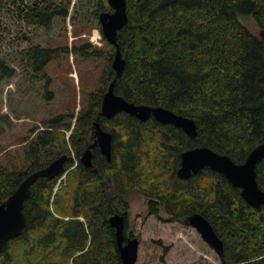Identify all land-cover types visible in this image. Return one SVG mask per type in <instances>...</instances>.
I'll use <instances>...</instances> for the list:
<instances>
[{
    "label": "trees",
    "instance_id": "1",
    "mask_svg": "<svg viewBox=\"0 0 264 264\" xmlns=\"http://www.w3.org/2000/svg\"><path fill=\"white\" fill-rule=\"evenodd\" d=\"M7 2L0 0V8ZM126 2L129 21L117 40L125 69L115 93L136 105L160 106L192 118L198 136L191 138L153 117L147 122L127 113L103 117V97L116 76L112 62L117 50L103 36L109 52L101 88L77 116L73 112L45 120L20 168L0 164L4 203L30 174L68 156L63 174L41 177L32 185L24 203L27 228L8 242L0 264H122L109 219L129 212L130 192L145 196L148 214L158 219L165 211L169 222L185 224L191 215L202 214L224 242L223 264H264V205L250 206L241 189L212 169L187 181L177 175L187 150L209 147L241 164L264 144V35H255L240 21L251 16L264 31V0ZM19 10L28 27L48 32L58 18L70 15L68 3L49 0H35ZM90 46L80 48L83 56ZM62 52L40 46L21 52L33 81H47L49 100L53 92L47 89L51 79L46 68ZM14 75L0 58V82ZM1 121L8 122V116H0ZM96 121L113 134V153L108 161L96 150L94 166L88 169L81 156ZM256 172L264 190V158ZM108 187L115 198L108 196Z\"/></svg>",
    "mask_w": 264,
    "mask_h": 264
},
{
    "label": "rangeland",
    "instance_id": "2",
    "mask_svg": "<svg viewBox=\"0 0 264 264\" xmlns=\"http://www.w3.org/2000/svg\"><path fill=\"white\" fill-rule=\"evenodd\" d=\"M49 1L70 5L69 17L58 18L50 32L28 27L19 18V8L32 5L35 0H8L6 7L0 8V58L15 70L13 78L0 82V116L9 119L0 122L3 129L0 164L11 168L24 164L25 150L45 128V120L61 114H79L90 96L101 88L108 64L109 47L99 21L102 12H112L108 0ZM240 21L252 33L262 36L263 30L253 17L242 16ZM86 44L91 46L87 56H83L80 48ZM32 46L63 51L46 68L51 79L47 89L53 92L50 100L47 81H33L24 68L21 52ZM126 200L129 206L126 234L140 241L136 264H223L193 227L169 222L165 211H161V219L150 216L148 200L138 192H130Z\"/></svg>",
    "mask_w": 264,
    "mask_h": 264
},
{
    "label": "water",
    "instance_id": "3",
    "mask_svg": "<svg viewBox=\"0 0 264 264\" xmlns=\"http://www.w3.org/2000/svg\"><path fill=\"white\" fill-rule=\"evenodd\" d=\"M112 12H102L99 16L103 36L117 50L112 62V68L116 73L115 80L110 84L102 101L101 114L110 120L120 113H127L135 116L141 122H147L152 117L162 124L174 125L182 129L189 137L198 136V128L192 118L176 114L175 112L160 106L136 105L117 95L114 86L125 69V60L122 57L118 45V33L128 24L126 0H108ZM264 35V31L262 33ZM95 144L98 145L102 154L108 161L112 159L113 135L105 131L99 121L94 123ZM264 158V144L255 148L247 157L244 163H236L230 156L217 153L209 147H196L185 151L181 155V166L178 170V177L187 181L193 175L205 169H212L222 174L231 184L241 189L244 200L255 209L264 205V190L261 189L257 179V165ZM68 160L63 155L52 161L48 166L30 174L17 188V190L4 202L0 203V253L7 247L12 239L18 238L27 228V218L24 213V203L31 194L32 185L41 177L54 178L65 171ZM81 163L86 168H93V153L89 147L82 154ZM115 214L110 217L109 223L116 230V239L122 264H136L140 241L138 238H130L125 241V216ZM185 224L196 229L202 239L224 257V242L217 235L211 222L202 214L196 213L185 220Z\"/></svg>",
    "mask_w": 264,
    "mask_h": 264
},
{
    "label": "flooded vegetation",
    "instance_id": "4",
    "mask_svg": "<svg viewBox=\"0 0 264 264\" xmlns=\"http://www.w3.org/2000/svg\"><path fill=\"white\" fill-rule=\"evenodd\" d=\"M121 114V113H120ZM94 127V126H93ZM101 127L103 128V126L101 125ZM104 129V128H103ZM105 131H108V130H106V129H104ZM108 132H110V131H108ZM95 133V128H94V132H93V134ZM113 135V134H112ZM95 137L94 136H92V137H90L89 138V141H88V144H87V146H86V149L87 148H89V147H91L92 148V153H93V160H94V156H95V153H96V150H98L101 154H102V152H101V150H100V148H99V146L98 145H95L94 147H92V145L93 144H95ZM112 148H113V145H112ZM86 149L84 150V152L86 151ZM83 152V153H84ZM113 153V152H112ZM103 155V154H102ZM103 156H105V155H103ZM82 157V156H81ZM108 160V159H107ZM94 164V163H93ZM94 166V165H93ZM85 167V166H84ZM86 168V167H85ZM89 169V168H88ZM91 169V168H90ZM111 188L112 187H108L107 189H106V191H107V193H108V196L110 197V198H115L116 197V194H114V191L113 190H111ZM128 195V194H127ZM148 200V199H147ZM149 201V200H148ZM129 211V210H128ZM116 214H119V213H116ZM123 214H124V212H123ZM122 213L120 214V215H123ZM115 215V214H114ZM128 215H129V213H128ZM128 215L127 216H125V229H124V236H125V241L127 242L128 241V239H132V238H135L134 236H132V235H130V236H127V234H126V228H127V225H126V221H127V223H128Z\"/></svg>",
    "mask_w": 264,
    "mask_h": 264
}]
</instances>
